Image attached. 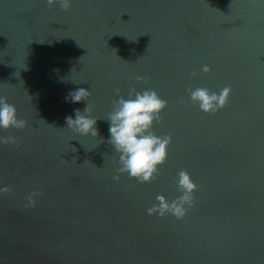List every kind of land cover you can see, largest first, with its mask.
I'll return each mask as SVG.
<instances>
[{
    "label": "water",
    "instance_id": "water-1",
    "mask_svg": "<svg viewBox=\"0 0 264 264\" xmlns=\"http://www.w3.org/2000/svg\"><path fill=\"white\" fill-rule=\"evenodd\" d=\"M226 86L215 113L189 99ZM78 88L99 137L66 125ZM117 89L167 101L153 131L172 143L151 183L114 179ZM0 96L27 121L0 130L16 138L0 144V264H264V0H0ZM181 170L198 185L188 214H148L179 195Z\"/></svg>",
    "mask_w": 264,
    "mask_h": 264
},
{
    "label": "clouds",
    "instance_id": "clouds-1",
    "mask_svg": "<svg viewBox=\"0 0 264 264\" xmlns=\"http://www.w3.org/2000/svg\"><path fill=\"white\" fill-rule=\"evenodd\" d=\"M49 5L59 4L68 10L71 0H47ZM201 71L207 73L210 68L207 65L201 67ZM197 72L190 73V77H197ZM141 79V77H137ZM113 101L112 110L105 118L108 123L107 143L111 145L113 152L118 154L119 167L114 179L119 180L121 174L139 183H151L156 179L160 167L166 162L168 148L172 143L170 135L159 136L153 129L156 123L161 122V114L167 107V101L154 89L136 91L131 89L127 98L119 95ZM231 88L224 87L219 92L210 91L206 87H196L188 90L192 104L199 107L205 113L212 114L224 108L230 99ZM90 91L78 88L66 96L73 103L86 101L81 110L74 109V115L65 117L68 128L80 136L99 137L97 119L91 116L87 97ZM27 121L18 117L17 109L3 96H0V130L23 129ZM16 138L12 135L0 136V144H15ZM179 195L168 200L163 195L156 197V202L146 209L148 214L161 218L173 216L178 220L185 218L189 209L194 205L195 192L198 185L193 181L190 174L181 170L175 180ZM11 188L0 186V194L9 193ZM39 192L33 191L26 196L25 207H33Z\"/></svg>",
    "mask_w": 264,
    "mask_h": 264
}]
</instances>
